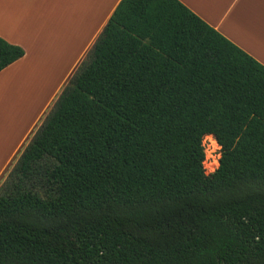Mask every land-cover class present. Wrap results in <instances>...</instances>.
Returning a JSON list of instances; mask_svg holds the SVG:
<instances>
[{"label":"trees","instance_id":"1","mask_svg":"<svg viewBox=\"0 0 264 264\" xmlns=\"http://www.w3.org/2000/svg\"><path fill=\"white\" fill-rule=\"evenodd\" d=\"M23 55L0 38V71ZM0 264H264V66L121 0L0 185Z\"/></svg>","mask_w":264,"mask_h":264},{"label":"crops","instance_id":"2","mask_svg":"<svg viewBox=\"0 0 264 264\" xmlns=\"http://www.w3.org/2000/svg\"><path fill=\"white\" fill-rule=\"evenodd\" d=\"M120 1L0 0V38L24 51L0 71V102L9 104L0 125V185ZM178 1L264 66V0Z\"/></svg>","mask_w":264,"mask_h":264},{"label":"built area","instance_id":"3","mask_svg":"<svg viewBox=\"0 0 264 264\" xmlns=\"http://www.w3.org/2000/svg\"><path fill=\"white\" fill-rule=\"evenodd\" d=\"M201 147L203 151V160L201 162L204 172L212 174L219 165L221 148L212 135H205L201 139Z\"/></svg>","mask_w":264,"mask_h":264},{"label":"rangeland","instance_id":"4","mask_svg":"<svg viewBox=\"0 0 264 264\" xmlns=\"http://www.w3.org/2000/svg\"><path fill=\"white\" fill-rule=\"evenodd\" d=\"M85 57H86V56H85ZM83 60H84V59H83ZM83 60H82V61H83ZM79 65H80V64H79ZM79 65H78V66H79ZM78 66H77V68H78ZM77 68H76V70H77ZM32 69H33V68H32ZM32 69H31V70H32ZM31 70H29V71L25 70V71H24V74H25L26 76H30L31 74H34V73L37 72V71L32 72ZM76 70L74 71V73L76 72ZM74 73L71 74V76L69 77V79L73 76ZM37 75H38V76H41L42 78H44V76H45L46 74H45V73H41V74H37ZM69 79L66 81L65 85L61 88L59 94L57 95V98L53 101V103H51V104L48 106V108L46 109V111H45L44 114H43V117L40 119L37 128H36L34 131H36V130L39 128V126L42 124V122L46 119V117L48 116V114H49L50 111L52 110V108H53V106H54L56 100L58 99V97H59L61 91H62L63 88L67 85ZM47 80H48V79L46 78V79H45V82H46ZM8 106H9V104H6V103H3V102H0V125H1V121H2L1 119H3V117H4V115H5V113H3V111H4Z\"/></svg>","mask_w":264,"mask_h":264}]
</instances>
